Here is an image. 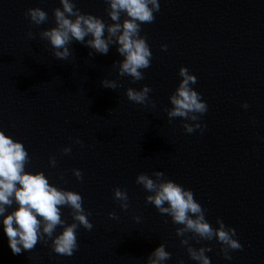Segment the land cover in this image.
<instances>
[{
    "label": "water",
    "instance_id": "95a60500",
    "mask_svg": "<svg viewBox=\"0 0 264 264\" xmlns=\"http://www.w3.org/2000/svg\"><path fill=\"white\" fill-rule=\"evenodd\" d=\"M73 3L113 23L106 0ZM159 4L154 20L141 25L152 56L144 78L134 81L119 75L116 44L100 54L73 40L67 59L55 56L41 33L55 25L60 0H0V130L24 145L25 170L81 195L93 225L78 226L71 256L54 252L47 236L14 254L0 225V264H146L160 244L171 254L164 264H200L190 248H204L210 264H264V0ZM30 7L45 11L47 21L33 24ZM180 66L196 76L192 87L208 106L197 121L203 127L192 133L183 123L195 122L167 115ZM104 80L117 87H105ZM143 85L151 88L146 104L127 98V88ZM156 171L191 189L211 226L220 218L236 230L242 247L228 250L230 260L217 239L186 230L146 200L150 193L136 176L158 181ZM116 187L127 192V209L114 198ZM72 213L62 206L66 223L74 222Z\"/></svg>",
    "mask_w": 264,
    "mask_h": 264
},
{
    "label": "clouds",
    "instance_id": "9594fccd",
    "mask_svg": "<svg viewBox=\"0 0 264 264\" xmlns=\"http://www.w3.org/2000/svg\"><path fill=\"white\" fill-rule=\"evenodd\" d=\"M108 16L113 22L106 24L99 16L83 14L76 10L73 0H60L62 8L54 9L55 25L45 29L41 35L54 50L56 57L67 59L71 54L68 45L73 41L86 43L100 54H107L110 44L117 45V52L122 59L119 62L120 76L128 75L134 81L142 80V69L148 68L152 53L144 36L140 34L143 23H151L154 13L160 10L159 0H106ZM121 14L126 17L121 22ZM26 15L33 24L40 25L47 21V13L39 7H30ZM107 33V35H106ZM31 36V33H28ZM86 37H90L86 40ZM162 50L166 44L160 45ZM178 81L173 93L169 96L171 108L167 110L169 118L181 117L186 132L201 129L200 116L207 111V103L192 85L196 83V76L185 66H180ZM107 88L115 89L117 84L112 80L102 81ZM151 88L143 85L140 89L127 88L126 96L129 100L146 104L149 100ZM247 108V103L242 105ZM79 142V141H77ZM65 153L70 148L64 149ZM28 152L22 142L13 139L0 130V225H2L9 247L14 254L22 250H31L44 236L51 238V248L54 252L71 256L77 249L76 230L79 225L85 229H92L93 225L87 218L82 207V197L78 192L58 188L52 185L41 171H27L25 164ZM50 162L54 166L55 158ZM77 179L81 178V171L73 169ZM155 177L138 173L136 182L150 193L146 200L153 204L162 214L172 217L174 223L184 225L204 239H217L224 247V257L230 260V249H240L242 245L236 239V230L226 226L222 219L217 218L218 227L214 228L206 220L204 209L194 199L191 189L185 188L171 179L164 178V173L156 171ZM113 195L122 209L129 207L127 192L119 187L113 189ZM16 206L9 213L6 206ZM62 206L73 210V221L66 223L61 217ZM115 218V213L110 212ZM62 226L56 235L57 226ZM178 235L183 231L178 230ZM210 251L211 249H207ZM193 260L200 264H210V258L205 255V249L198 251L189 249ZM163 244L158 245L151 252L146 264H164L170 258Z\"/></svg>",
    "mask_w": 264,
    "mask_h": 264
}]
</instances>
